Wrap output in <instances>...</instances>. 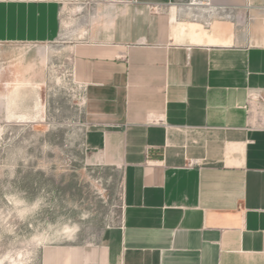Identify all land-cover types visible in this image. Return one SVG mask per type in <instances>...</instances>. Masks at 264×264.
I'll return each instance as SVG.
<instances>
[{"label":"crops","instance_id":"obj_1","mask_svg":"<svg viewBox=\"0 0 264 264\" xmlns=\"http://www.w3.org/2000/svg\"><path fill=\"white\" fill-rule=\"evenodd\" d=\"M192 1L0 0V47L76 15L85 146L123 174L119 225L42 264H264V0Z\"/></svg>","mask_w":264,"mask_h":264},{"label":"rangeland","instance_id":"obj_2","mask_svg":"<svg viewBox=\"0 0 264 264\" xmlns=\"http://www.w3.org/2000/svg\"><path fill=\"white\" fill-rule=\"evenodd\" d=\"M63 19L57 43L0 47V125L9 133L0 137V264H22L21 256L23 264H42L47 248L97 245L121 219L122 171L85 146L82 89L70 59L77 42L70 33L80 24L75 14ZM85 211L91 216L82 221ZM66 221L80 232L61 233ZM60 257L49 254L46 264Z\"/></svg>","mask_w":264,"mask_h":264},{"label":"clouds","instance_id":"obj_3","mask_svg":"<svg viewBox=\"0 0 264 264\" xmlns=\"http://www.w3.org/2000/svg\"><path fill=\"white\" fill-rule=\"evenodd\" d=\"M8 134H9L8 130L3 125H0V137L7 136ZM20 151L24 152V149L20 148ZM27 162L28 161L24 160L25 164ZM7 200L9 202V204L13 205L16 208H18L21 204V202L18 201L14 196L7 197ZM40 203H41L40 201H37L35 204H33L31 210L34 211V210L38 209L40 207ZM26 215H27V211L17 212V216L20 220H24ZM90 216H91V213L85 211V212L81 213L80 220L86 221L90 218ZM65 230L72 232L73 234H78L81 229H80V225L78 223L73 222V221H66V222L60 223V227H59V231L61 233H63ZM9 234L11 235L12 233H9ZM29 239H31V237H29ZM20 260L22 261V264H23L24 257L21 256ZM27 264H30V261L27 262Z\"/></svg>","mask_w":264,"mask_h":264},{"label":"built area","instance_id":"obj_4","mask_svg":"<svg viewBox=\"0 0 264 264\" xmlns=\"http://www.w3.org/2000/svg\"><path fill=\"white\" fill-rule=\"evenodd\" d=\"M205 0H193L192 3H191V6H204L203 4ZM208 4V3H207ZM212 12V14L214 15L215 13H217V15H220L221 13H219V11L215 10V9H209V13ZM221 18V17H220ZM212 23V19L209 18L207 21H206V26H210Z\"/></svg>","mask_w":264,"mask_h":264}]
</instances>
